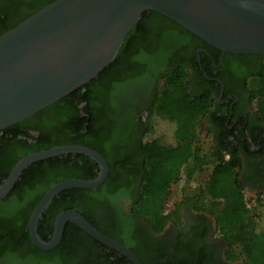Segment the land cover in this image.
Here are the masks:
<instances>
[{
    "label": "trees",
    "instance_id": "16d2710c",
    "mask_svg": "<svg viewBox=\"0 0 264 264\" xmlns=\"http://www.w3.org/2000/svg\"><path fill=\"white\" fill-rule=\"evenodd\" d=\"M52 1L0 0V23L3 22L0 24V34ZM21 15L20 21L11 22ZM168 30L184 33L186 29L158 12H144L128 32L114 60L96 77L23 121L0 130V184L20 158L57 145H86L98 151L109 166V175L99 186L68 188L53 198L37 223V232L42 240L50 239L56 216L65 210L77 211L92 226L100 228L93 219V213L108 205L111 196H107V193L112 191L109 183L116 179L120 182L130 179V166L127 163L119 165L120 160L101 144L108 134V125L103 122L107 123V119L112 118L111 112H107L108 97L115 90L120 91L125 87L128 80L150 70L141 59L154 54L152 50ZM238 55L246 59L255 57L259 61V66L253 70L246 71L243 68L235 76L247 78L246 86L255 105V115L264 121V53ZM158 80L160 83L156 88L151 115L156 125L172 127V142L163 141L161 136L153 138L151 133L149 141L144 144L141 185L131 205V212L143 216L157 231L168 217L178 223V212L184 203L174 204L169 215H164L171 186L180 180L182 174L187 181L191 180L195 173L210 164L212 167L207 179L194 192L185 194L183 199L193 201L196 210H207L213 215L218 233L227 244V257L241 259L244 264H264V225L257 227L258 216L255 211L262 205L260 192L253 198L255 206L251 208L244 197V188L239 183L243 165L254 170L253 177L264 175L263 129L258 128L260 131L257 134L250 130L253 144L259 146L257 159H252L254 154L248 148L250 143L234 145L232 141L223 140L212 146L206 154L198 128L206 113L215 105L216 97L212 90L204 85L192 92L188 72L181 65H175L167 74L160 75ZM81 103H84L83 116L78 108ZM223 128L226 129V126ZM28 129L40 132L33 142L18 137L30 136L27 134ZM119 167L124 170L119 172ZM97 171V164L79 153L46 158L24 169L11 191L0 200L2 257L9 255L13 260L20 257L23 264H89L92 252V264H129L123 255L108 249L104 244L101 246L104 250L108 249L107 252L91 249L92 246L96 248L97 244L100 245L98 241L70 223L64 228L63 239L52 250L40 251L30 241L28 220L45 191L65 179L93 178ZM12 242L14 245H11ZM27 242L31 249L45 258L38 257L29 263L31 252H28V248L24 252L19 249V246H28ZM10 248L19 250L10 252ZM157 260L163 262V256Z\"/></svg>",
    "mask_w": 264,
    "mask_h": 264
},
{
    "label": "water",
    "instance_id": "95a60500",
    "mask_svg": "<svg viewBox=\"0 0 264 264\" xmlns=\"http://www.w3.org/2000/svg\"><path fill=\"white\" fill-rule=\"evenodd\" d=\"M147 11L158 12L222 53H264V0H54L0 34V130L16 124L88 83L114 60L131 28ZM81 153L99 167L93 178L65 179L49 187L33 208L27 228L32 243L55 248L66 222L141 264L128 247L97 230L74 210L60 212L52 236L42 240L37 223L61 191L95 188L109 167L96 150L57 145L20 158L0 184V199L34 162Z\"/></svg>",
    "mask_w": 264,
    "mask_h": 264
},
{
    "label": "flooded vegetation",
    "instance_id": "af4514ba",
    "mask_svg": "<svg viewBox=\"0 0 264 264\" xmlns=\"http://www.w3.org/2000/svg\"><path fill=\"white\" fill-rule=\"evenodd\" d=\"M22 15L13 18L11 22L20 21ZM152 51H154L153 55L141 59L150 70L128 80L125 87L120 91L115 90L108 97L107 112H111L112 118L107 119V123L103 122L108 125V134L101 144L113 157L120 160L119 165L127 163L132 173L129 180L124 179L120 182L116 179L109 183L112 191L107 193V196H111V199L105 208L93 213V219L100 228L94 227L128 247L137 257L139 253L141 264H244L241 259L227 257L228 247L218 233L213 215L207 210H196L193 201H185L184 198L182 202L184 204L178 212V223L168 217L162 221L163 225L158 231L147 219L132 213L130 209L141 185L143 147L154 134L153 130L156 127L151 108L156 99V88L160 83L158 77L167 74L175 65H181L188 72L192 92L204 85L208 86L216 97V102L202 119L199 128L209 132L211 147L221 140L232 141L234 145L250 143L248 148L254 154L252 159H257L259 146L253 144L250 130H254L257 134L263 129L261 134L264 136V121H260L255 115V105L250 99L251 95L246 86L247 78H239L235 74H240L243 68L246 71L253 70L259 66V61L255 57H247V59L242 57V59L238 54L222 53L186 30L184 33L179 30L166 31ZM83 106L84 103L78 105L82 116ZM223 126H226V129ZM27 134L30 136L18 135V137L33 142L40 132L37 129H28ZM258 161L260 162V159ZM249 168L243 165L239 183L255 194L260 192L264 195V175L253 177L254 170ZM118 169L119 172L124 170L121 167ZM173 208L174 205L168 208L164 215H169ZM68 223L73 224L66 222L64 228ZM39 237L41 238L40 235ZM98 243L100 245L97 244L96 248L92 246L91 249H97L102 253L112 249L107 246L108 249L104 250L102 243L99 241ZM27 244L30 247L28 242ZM11 245H14L13 242ZM28 246L18 248L23 252L28 248V252H31L28 256L29 263L34 262L38 257L45 258ZM35 247L40 251H48ZM18 248L9 250L13 252L12 250ZM2 252L0 250V264H23L20 257L13 260L6 255V258H3ZM159 256H163L161 263L157 260ZM124 257L129 264H133L126 256ZM88 262L93 263L92 252Z\"/></svg>",
    "mask_w": 264,
    "mask_h": 264
},
{
    "label": "rangeland",
    "instance_id": "374dc122",
    "mask_svg": "<svg viewBox=\"0 0 264 264\" xmlns=\"http://www.w3.org/2000/svg\"><path fill=\"white\" fill-rule=\"evenodd\" d=\"M158 124V123H157ZM156 125V124H154ZM172 130V127L168 128L164 124H158L156 125L154 131V134L152 135L153 138H157L161 136L163 141H169L172 142L171 140V135L170 132ZM198 131L200 132V141L203 147L204 152L207 154V152L210 151L211 147V140L209 137V132L207 130H204V128H198ZM212 165L206 166L204 170L201 172L195 173L193 178L191 180L186 179L185 175L182 174L180 177V180L171 186V195L169 197L168 202L165 205V209L167 210L170 208L172 205L183 202V197L185 194H191L194 192V189L197 188L201 183L204 182V180L207 179L208 174L211 170ZM243 194L246 199V202L248 206L253 208L255 206V202L253 201V198H255L256 194L249 189H243ZM261 197V206L255 209L256 215L258 216V226L257 227H262L264 225V195L260 194Z\"/></svg>",
    "mask_w": 264,
    "mask_h": 264
}]
</instances>
